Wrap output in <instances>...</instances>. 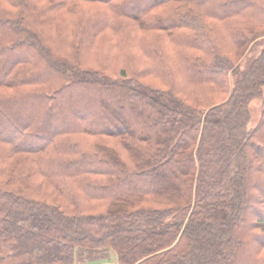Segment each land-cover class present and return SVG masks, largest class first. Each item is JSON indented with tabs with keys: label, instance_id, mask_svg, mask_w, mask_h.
I'll use <instances>...</instances> for the list:
<instances>
[{
	"label": "trees",
	"instance_id": "1",
	"mask_svg": "<svg viewBox=\"0 0 264 264\" xmlns=\"http://www.w3.org/2000/svg\"><path fill=\"white\" fill-rule=\"evenodd\" d=\"M0 264H264V0H0Z\"/></svg>",
	"mask_w": 264,
	"mask_h": 264
},
{
	"label": "rangeland",
	"instance_id": "2",
	"mask_svg": "<svg viewBox=\"0 0 264 264\" xmlns=\"http://www.w3.org/2000/svg\"><path fill=\"white\" fill-rule=\"evenodd\" d=\"M260 103L261 101L259 99H254L250 102L249 105V112H250V122L249 127H253L257 124L259 118H260Z\"/></svg>",
	"mask_w": 264,
	"mask_h": 264
}]
</instances>
